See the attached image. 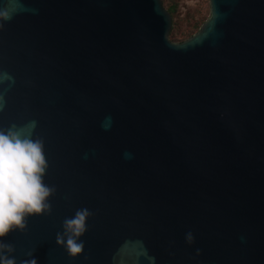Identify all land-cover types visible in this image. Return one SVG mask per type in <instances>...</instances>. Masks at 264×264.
Segmentation results:
<instances>
[{"label": "water", "instance_id": "water-1", "mask_svg": "<svg viewBox=\"0 0 264 264\" xmlns=\"http://www.w3.org/2000/svg\"><path fill=\"white\" fill-rule=\"evenodd\" d=\"M5 10L0 128L36 121L56 189L4 237L18 264H264V0H209L181 42L162 0ZM84 208L71 258L56 236Z\"/></svg>", "mask_w": 264, "mask_h": 264}, {"label": "clouds", "instance_id": "clouds-1", "mask_svg": "<svg viewBox=\"0 0 264 264\" xmlns=\"http://www.w3.org/2000/svg\"><path fill=\"white\" fill-rule=\"evenodd\" d=\"M12 19L6 10L0 11V30L4 23ZM12 80L6 72H0V83ZM5 100L0 95V112L4 110ZM112 117H105L102 127L109 131ZM36 121L22 126L12 124L8 128H0V264H18L12 245L4 242L11 231L23 232L27 227V217L32 215L51 214L50 197L55 187L45 183L44 177L49 167L44 152V142L34 138ZM125 159H131L130 152L124 153ZM91 215L86 208L79 209L66 218L62 230L57 233L56 243L63 246L69 257L76 258L84 250L82 237L87 231V219ZM186 241L191 244L194 236L186 234ZM28 259L20 264H38L33 252L26 253Z\"/></svg>", "mask_w": 264, "mask_h": 264}, {"label": "rangeland", "instance_id": "rangeland-1", "mask_svg": "<svg viewBox=\"0 0 264 264\" xmlns=\"http://www.w3.org/2000/svg\"><path fill=\"white\" fill-rule=\"evenodd\" d=\"M162 3L166 9L168 6L175 7L169 34L174 42H181L196 33L209 16V0H162Z\"/></svg>", "mask_w": 264, "mask_h": 264}, {"label": "trees", "instance_id": "trees-1", "mask_svg": "<svg viewBox=\"0 0 264 264\" xmlns=\"http://www.w3.org/2000/svg\"><path fill=\"white\" fill-rule=\"evenodd\" d=\"M167 9H168V11L173 15L174 10H175V7H174V6H168ZM172 33H173V32H172ZM176 37H177V35L174 34V38H176Z\"/></svg>", "mask_w": 264, "mask_h": 264}, {"label": "snow or ice", "instance_id": "snow-or-ice-1", "mask_svg": "<svg viewBox=\"0 0 264 264\" xmlns=\"http://www.w3.org/2000/svg\"><path fill=\"white\" fill-rule=\"evenodd\" d=\"M139 251V250H138Z\"/></svg>", "mask_w": 264, "mask_h": 264}]
</instances>
